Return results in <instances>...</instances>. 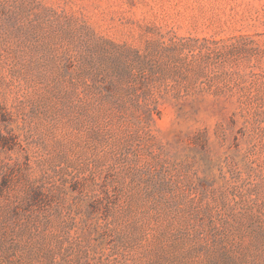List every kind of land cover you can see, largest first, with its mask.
<instances>
[{
  "label": "rangeland",
  "instance_id": "obj_1",
  "mask_svg": "<svg viewBox=\"0 0 264 264\" xmlns=\"http://www.w3.org/2000/svg\"><path fill=\"white\" fill-rule=\"evenodd\" d=\"M0 264H264V0H0Z\"/></svg>",
  "mask_w": 264,
  "mask_h": 264
},
{
  "label": "trees",
  "instance_id": "obj_2",
  "mask_svg": "<svg viewBox=\"0 0 264 264\" xmlns=\"http://www.w3.org/2000/svg\"><path fill=\"white\" fill-rule=\"evenodd\" d=\"M145 94H147V93H145ZM145 96H146V95H145ZM138 98H139V95L137 94L136 99H138ZM39 196H40L39 193L34 192V193L32 194V196H31V201H33V200H37Z\"/></svg>",
  "mask_w": 264,
  "mask_h": 264
}]
</instances>
